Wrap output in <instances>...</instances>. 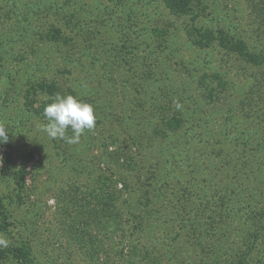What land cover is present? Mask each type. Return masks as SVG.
I'll return each mask as SVG.
<instances>
[{"label": "rangeland", "instance_id": "1", "mask_svg": "<svg viewBox=\"0 0 264 264\" xmlns=\"http://www.w3.org/2000/svg\"><path fill=\"white\" fill-rule=\"evenodd\" d=\"M53 1L65 11L0 0V122L14 144L5 167L0 143V250L30 264H238L247 251L264 264L263 176L231 164L227 143L230 121L264 143L250 90L264 99V0ZM56 93L94 106L78 144L43 131ZM254 155L264 164V148Z\"/></svg>", "mask_w": 264, "mask_h": 264}, {"label": "trees", "instance_id": "2", "mask_svg": "<svg viewBox=\"0 0 264 264\" xmlns=\"http://www.w3.org/2000/svg\"><path fill=\"white\" fill-rule=\"evenodd\" d=\"M36 1V0H34ZM41 3L38 4L39 6H43L45 7L47 10H54L58 13H63L65 11V7L64 5L57 3V1H53V2H48V0H40ZM36 5V3H34ZM228 38H226L227 40ZM222 40L221 44L224 47V49L230 51V52H234L235 54H238L240 57H242L243 55H245L243 53V51L240 48L239 44L240 42H233L230 40ZM247 57V56H246ZM253 58L258 61V59L253 56ZM253 58L251 57L250 60H246L249 63H253L256 64L253 60ZM251 93L253 98H258L260 100V102H257L256 105H258V109L264 111L263 105L262 103L264 102V99L261 96L262 92L256 91L255 87L250 88ZM248 108L250 112H253L255 110H258L257 108L253 107L252 103L248 104ZM250 112H247V116L250 115ZM249 113V114H248ZM259 114V111H258ZM232 121L228 122L227 128H228V137L230 139V141H228L227 143H229V147H231V152L229 154L228 157H230V163L232 164L233 162H241L242 164L249 166L250 162L249 159H251L253 161L254 167L256 169V171L259 172L258 175H262L263 176V180H264V164H262V162H260V158H258L259 156L254 155V151L255 149H259V148H264V143L260 142L258 143L256 146H254L253 142H252V138L254 136V133L251 132L250 130L247 131H242L239 128H233V124H231ZM227 123V122H226ZM261 125V124H259ZM7 131V128H6ZM256 131V130H255ZM240 132L241 133V139L238 138L236 139L235 136H237ZM8 133V131H7ZM9 135V141L7 143H4V157H3V163L5 165V167H9L12 159H13V155H14V144L12 141V138ZM235 135V136H233ZM253 143V144H252ZM263 143V144H262ZM253 154V155H252ZM238 158H241L243 160H239ZM262 161V158H261ZM30 162V158H25L21 164L20 169L18 170L17 174H16V178H17V186L20 192H23L25 190L26 187V183H27V177L29 175V170H28V163ZM229 166V164H228ZM233 193L239 194V192L234 191ZM241 207H245L241 204ZM250 207L246 206L243 210L247 211L249 210ZM250 252V251H249ZM248 251L245 252V254H243L242 258L239 260L238 264H253V262H251V260L249 259L250 253ZM13 257L14 260H16L18 262V264H30V262L23 256L22 250L20 248H14V249H9V250H0V261H4V260H8L10 257Z\"/></svg>", "mask_w": 264, "mask_h": 264}, {"label": "clouds", "instance_id": "3", "mask_svg": "<svg viewBox=\"0 0 264 264\" xmlns=\"http://www.w3.org/2000/svg\"><path fill=\"white\" fill-rule=\"evenodd\" d=\"M47 123L43 131L52 139L64 140L68 144H78L85 130L96 126L97 115L94 106L78 96L56 93L52 102L44 108ZM69 129L71 135H68ZM0 143H7L9 135L5 125L0 122ZM0 244L7 246V242L0 239Z\"/></svg>", "mask_w": 264, "mask_h": 264}]
</instances>
